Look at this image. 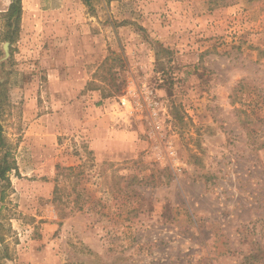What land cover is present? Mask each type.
<instances>
[{"label": "rangeland", "instance_id": "obj_1", "mask_svg": "<svg viewBox=\"0 0 264 264\" xmlns=\"http://www.w3.org/2000/svg\"><path fill=\"white\" fill-rule=\"evenodd\" d=\"M22 3L4 264H264V0Z\"/></svg>", "mask_w": 264, "mask_h": 264}, {"label": "trees", "instance_id": "obj_2", "mask_svg": "<svg viewBox=\"0 0 264 264\" xmlns=\"http://www.w3.org/2000/svg\"><path fill=\"white\" fill-rule=\"evenodd\" d=\"M93 0H84L88 6H92ZM22 14H23V3L22 0H11L9 7L5 11L0 12V42H10L13 45L19 38L21 33L22 26ZM124 55L122 53L112 52L111 56L107 57L102 67H107L108 70L114 73L111 74V79H109V90L107 91L106 96H114L120 93L121 82L118 81L117 74L118 67H123L124 64ZM106 65V66H105ZM116 73V74H115ZM1 89H0V116H1ZM0 145L3 147L5 145V138L3 136L2 127L0 125ZM17 169V164L14 158L11 155V150H5L0 157V214L6 209V206L3 204L6 200V197L9 195V190L11 189V180L9 178V173ZM2 223L0 222V227ZM1 231V230H0ZM6 234L0 232V264H4L6 259L11 258L8 245L6 243Z\"/></svg>", "mask_w": 264, "mask_h": 264}, {"label": "water", "instance_id": "obj_3", "mask_svg": "<svg viewBox=\"0 0 264 264\" xmlns=\"http://www.w3.org/2000/svg\"><path fill=\"white\" fill-rule=\"evenodd\" d=\"M9 46V43H6V47H8Z\"/></svg>", "mask_w": 264, "mask_h": 264}, {"label": "built area", "instance_id": "obj_4", "mask_svg": "<svg viewBox=\"0 0 264 264\" xmlns=\"http://www.w3.org/2000/svg\"><path fill=\"white\" fill-rule=\"evenodd\" d=\"M142 106V105H141Z\"/></svg>", "mask_w": 264, "mask_h": 264}]
</instances>
